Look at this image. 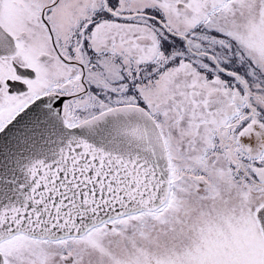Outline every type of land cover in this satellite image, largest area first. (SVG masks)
I'll return each mask as SVG.
<instances>
[{
	"label": "snow or ice",
	"instance_id": "obj_1",
	"mask_svg": "<svg viewBox=\"0 0 264 264\" xmlns=\"http://www.w3.org/2000/svg\"><path fill=\"white\" fill-rule=\"evenodd\" d=\"M0 264H264V0H0Z\"/></svg>",
	"mask_w": 264,
	"mask_h": 264
}]
</instances>
